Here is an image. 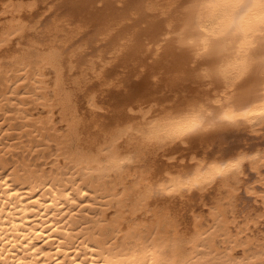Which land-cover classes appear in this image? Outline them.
Returning a JSON list of instances; mask_svg holds the SVG:
<instances>
[{
	"label": "bare ground",
	"instance_id": "6f19581e",
	"mask_svg": "<svg viewBox=\"0 0 264 264\" xmlns=\"http://www.w3.org/2000/svg\"><path fill=\"white\" fill-rule=\"evenodd\" d=\"M246 3L0 0V264H264V26L232 29Z\"/></svg>",
	"mask_w": 264,
	"mask_h": 264
},
{
	"label": "snow or ice",
	"instance_id": "6c2138e0",
	"mask_svg": "<svg viewBox=\"0 0 264 264\" xmlns=\"http://www.w3.org/2000/svg\"><path fill=\"white\" fill-rule=\"evenodd\" d=\"M254 6V0H247L246 4H242L239 6V11L236 14V16L232 20V29L234 31L239 30L242 33L245 31V29L242 27V22L247 19L249 29L251 28V25H253L255 22L259 21L262 26H264V7H261L255 14H250L251 9ZM244 41H242L241 47L243 48L244 46ZM231 67L236 71V72H241L245 69V64L240 61L237 63H234L231 65ZM220 119L222 121L227 120L229 122H232L231 117H228L226 114L221 116ZM249 159H255L254 156L249 157ZM239 165V161L237 160H231L226 163H222L220 166H209L205 172L197 177H193L191 181L189 182H201L205 178H211L215 175H220L222 173L231 171L235 168H237ZM173 188H170L169 191H173ZM84 195V192L81 194ZM77 197L76 199H78ZM10 247V246H9ZM78 260L82 259V257H78ZM86 264H92L91 260H88Z\"/></svg>",
	"mask_w": 264,
	"mask_h": 264
},
{
	"label": "clouds",
	"instance_id": "9594fccd",
	"mask_svg": "<svg viewBox=\"0 0 264 264\" xmlns=\"http://www.w3.org/2000/svg\"><path fill=\"white\" fill-rule=\"evenodd\" d=\"M197 127H198V125L197 126H193V127H191V128H189V129H187L184 133H183V135H187V134H189V133H192V132H195L196 130H197ZM253 155H251V154H247V153H240V154H238L237 155V157H236V159L235 160H237V161H239V165H238V167L237 168H235V169H233L234 171H240L242 168H243V165L246 163V162H248V161H250L251 159H249V157H252ZM181 189H179V188H174V190L173 191H166V186H160V191H162V192H164V194H166V195H174V194H178L179 193V191H180Z\"/></svg>",
	"mask_w": 264,
	"mask_h": 264
},
{
	"label": "rangeland",
	"instance_id": "374dc122",
	"mask_svg": "<svg viewBox=\"0 0 264 264\" xmlns=\"http://www.w3.org/2000/svg\"><path fill=\"white\" fill-rule=\"evenodd\" d=\"M41 110H38L37 112L36 111H34V114H35V116H44V115H47V112H45L44 113V111H41ZM57 116V118H58V114L56 115ZM25 139V138H24ZM251 174V175H250ZM249 174V176H250V180H255L256 178H255V175H254V172L252 173H250ZM252 175H254V176H252ZM253 177V178H252ZM244 194V193H243ZM242 194V195H243ZM243 198H242V200H241V202H240V207L242 208V209H245L246 208V206H247V209H245L246 211H249V213H255V208H257V203L255 202V200H254V198H253V196H252V199H250L249 201H248V198L250 197L251 198V195L250 196H247V195H244V196H242ZM244 197H245V199H246V197H248L247 198V200H245L244 199ZM252 202V203H251ZM251 204V205H250ZM249 205V206H248ZM252 205H253V207H252ZM264 224H262L261 226H260V228L258 229L259 231H261V234L264 236ZM258 231V232H259Z\"/></svg>",
	"mask_w": 264,
	"mask_h": 264
}]
</instances>
